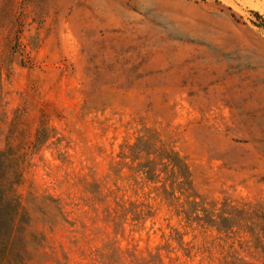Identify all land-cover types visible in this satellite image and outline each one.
Returning <instances> with one entry per match:
<instances>
[{
    "label": "rangeland",
    "instance_id": "1",
    "mask_svg": "<svg viewBox=\"0 0 264 264\" xmlns=\"http://www.w3.org/2000/svg\"><path fill=\"white\" fill-rule=\"evenodd\" d=\"M264 0H0V264H264ZM172 150L230 233L129 154ZM143 161V160H142ZM184 203V199H180Z\"/></svg>",
    "mask_w": 264,
    "mask_h": 264
},
{
    "label": "trees",
    "instance_id": "2",
    "mask_svg": "<svg viewBox=\"0 0 264 264\" xmlns=\"http://www.w3.org/2000/svg\"><path fill=\"white\" fill-rule=\"evenodd\" d=\"M257 17L264 18L256 14ZM129 158L137 165V173L144 176L146 182L161 184L164 200L175 206V215L183 217L187 224H197L213 228L219 233H230L237 213L235 206L209 207L191 193V172L187 163L177 153L156 146V141L149 135L139 136L133 145L126 146ZM143 160V161H142ZM8 178L0 179V230H5L11 223V217L18 218L22 208L20 202L12 196ZM184 199V203L180 199ZM263 221L264 218L262 217ZM264 231V229L262 230Z\"/></svg>",
    "mask_w": 264,
    "mask_h": 264
}]
</instances>
